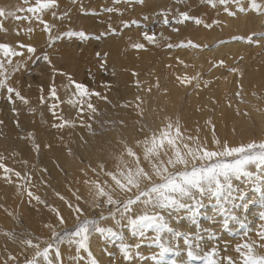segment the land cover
<instances>
[{"label": "bare ground", "instance_id": "1", "mask_svg": "<svg viewBox=\"0 0 264 264\" xmlns=\"http://www.w3.org/2000/svg\"><path fill=\"white\" fill-rule=\"evenodd\" d=\"M188 1L190 7L194 10L197 9L195 6L200 3L199 0ZM31 2H34V0H31ZM158 6L165 9L168 8L169 3L163 2ZM187 7L182 6V4L180 6L178 3L175 6L177 12H182V9ZM214 8L207 7L208 11L211 9V12ZM216 8L220 9L222 6L217 4ZM155 10L156 7L153 6L150 11ZM208 11L206 10V12ZM222 17L224 20H228L224 21V24L215 26L212 24V27L208 28L203 24L196 25L194 22H185L184 33L181 31V33L167 34L169 32L167 31L168 28L160 23L158 16L151 21H148V17L144 16L142 26L131 24L130 27L120 28L117 34L104 35L97 30L98 39L92 41L89 37L81 40L80 47L76 51H73L75 46H72V41H70V44L69 41H66L64 45L60 44L58 49L54 48L55 46L49 47L47 55L51 63L46 61L40 67L37 66L36 69H33L31 65L33 57L31 59H28L29 55L21 57L18 62L26 63H23L20 66L21 68L14 74L12 69L7 68L6 75H9L7 83L18 89L28 99L29 104H23L13 94L15 107L18 110L17 113H14L12 111L13 105L7 98V90L2 88L1 95L5 100L3 101L4 109L0 111V121H2L0 129L3 131L0 132V153L5 156L4 163L22 173H30L33 177L32 183L35 185L32 190L45 199L48 204L58 208L65 218L66 224H68L73 222L75 218L72 212L69 211L66 201H70L72 204L78 203L76 200L78 194L82 197L79 201L81 207L83 209L91 207L85 203V200L89 199L87 188L83 183H77V180L83 181L84 179L79 170L89 164L96 166L98 162H104L108 168H111L115 161L110 158L109 153L118 150L117 137H127L129 142H132L133 138L138 135L139 125L134 123L138 119H142L150 126H156L165 115L173 118L179 116L182 130H186L185 133L193 137L199 136L201 142L207 138L209 146L212 142L213 125L221 141L227 140L230 144L241 141L248 142L252 139L257 141L264 139L262 133V129H264V97L261 96L257 101L261 109L254 112L257 113L253 115L256 119L254 122L235 115L226 105V97H223H230L237 88H243L246 92L255 88L264 93V38L259 39V43L255 45L245 43L235 47L222 45L221 48H217L219 51L210 48V43L214 41L216 43L224 36L235 32H249L253 27H264V23H260L264 21V15L257 16L250 12L249 15L246 14L241 17L238 13L231 18L227 17L226 14ZM203 20L205 22L209 21L206 17ZM113 22L115 21L104 15L99 26H105V29H107V24L119 26V24H113ZM13 24L15 28L17 22L14 21ZM31 24H29L31 27L37 26L35 22H31ZM82 30L86 34H90L91 31ZM145 30L157 34V43L152 44L144 40L142 32ZM161 32L165 37L164 39L159 38ZM37 33L41 34L42 43H45L48 35L41 31H37L28 41H33ZM192 39L200 43L201 47L199 49L175 46ZM133 43H144L145 47L142 49L145 50L133 48ZM168 43L174 46L168 48L166 46ZM44 46L41 48L35 47L36 53L42 51ZM94 46L96 47L94 48ZM97 51L101 52L105 58L104 62L95 59L94 54ZM195 53L196 55H194ZM240 54V61H237L232 68L237 71H231L226 79L223 78L226 71H224V68L217 66L210 70L214 61L219 58L217 56H220L221 60L227 64L230 63L232 58L236 59V56H240ZM193 55L194 57H192ZM83 61L84 65L81 68ZM53 67L59 70L54 72ZM29 70L33 76L37 73L41 79V89L38 91L35 90V86L32 84L33 79L26 81L21 75H24L25 71L29 72ZM197 73L201 77V87L199 89L195 88L194 84L189 86L178 84V77L185 75L191 77ZM69 76L75 82L86 85L89 90L107 96V101L95 95L83 98L85 101L90 100L97 108L99 115L92 117L86 104H77L74 107L69 103V100L80 99L76 95L74 85L69 84ZM137 81L140 82L139 85H137ZM203 81H210V83L204 85ZM157 83L159 88L155 86ZM53 85L57 91L56 98L49 96ZM165 89L167 91H164ZM188 90L190 94L185 99V92ZM137 96L142 99L137 101L135 99ZM43 100H45V103H43ZM52 103L59 104V106L56 105L59 109L55 108V116L53 115V109H51ZM125 103H131L132 106L122 107ZM136 104H140L144 109L143 117L137 115ZM81 107H83V121L91 124L96 135H92L87 128L80 126ZM30 109H35V111H30ZM60 116L74 121L76 126L53 127V124L59 122L57 117ZM98 117L102 118L101 121H119L122 119L125 121L126 126L108 125L107 129L114 127V130L104 131L101 124L97 123ZM29 133L32 136H29ZM188 142L193 143V141ZM34 144H39V153L35 151ZM68 147L72 149L74 155L68 154ZM14 153H18V155L14 156ZM81 158L84 163L80 161ZM21 161H27L28 165L25 166ZM42 169L47 171H42ZM2 174L3 170H0V201L3 206L0 207V219L3 215V223L8 226L24 225L29 229L35 228V226H38L36 211L43 210L44 206L37 205L34 200L29 203L26 195L21 196L18 193L17 185L6 182L2 178ZM13 180H16L14 176ZM42 180L46 183H42ZM18 183H23V181H18ZM56 193L66 199H59ZM251 211L252 209L249 206L247 220L249 221L250 230L254 233L257 223L250 216ZM46 217L41 215L40 219L43 220ZM20 221H22L21 224H19ZM59 226L56 227L59 228ZM125 233L127 232L125 231ZM99 236V234H94L91 238L90 249L94 252V257L99 264H108L105 260L106 255L98 250L100 249L97 241ZM4 241L11 253L19 254L23 251V245L19 241L6 238H4ZM176 241L181 250L180 257L183 261V259H187L184 250L185 242H183V238ZM145 249L147 248L141 247L139 250ZM3 253V249H0V254ZM31 253L32 250H29L27 255H31ZM54 259L56 261L55 257ZM109 260L116 261H114V258H109ZM138 264H155V262L143 261L138 262Z\"/></svg>", "mask_w": 264, "mask_h": 264}, {"label": "snow or ice", "instance_id": "2", "mask_svg": "<svg viewBox=\"0 0 264 264\" xmlns=\"http://www.w3.org/2000/svg\"><path fill=\"white\" fill-rule=\"evenodd\" d=\"M28 7L17 6L14 10H9L7 7L0 6V29H3L2 19L13 18L16 21L25 20L29 24L35 20L39 25H42L43 31L48 34L49 40L54 41L62 37H78L81 40L88 39V35L84 31H73L61 33L54 36V25L44 19V15L50 12L53 18L63 19L67 13L58 15L56 9L59 7V0H23ZM76 0H73L75 3ZM119 2V0H115ZM211 7H216L217 4L223 6V10L230 16H235L228 5L234 4L239 11H246L243 7V0H206ZM250 8L256 12L264 15V5L258 4L256 0H250ZM117 11L118 9L107 8L105 11ZM81 11H86L81 7ZM18 13H27V15H18ZM170 10H162L163 16L162 24L168 26L172 23L183 24L187 21H192L196 25L203 24L205 27H212L211 24L206 23L201 17L192 16L187 11L178 12L169 20ZM217 23V21H213ZM131 24L138 25V21H132ZM128 21L123 22L125 28L130 27ZM33 28L29 27L25 31L33 32ZM172 31L178 32V28H172ZM19 34V32H17ZM142 37L149 43H157V34L145 30L142 32ZM160 39H164L161 32ZM170 39V38H167ZM233 39L243 40L245 37H234ZM249 43H259L253 41L252 36L247 37ZM223 43V41H221ZM21 49H26L29 53L28 59L36 53V48L31 44H23L18 42ZM168 48L174 45L168 43ZM176 47H194L200 48L199 44L193 41L181 42ZM135 49H142L145 47L144 43H133ZM23 56V52H18L16 48L8 43H0V89L6 88L8 93V100L13 105L12 111L17 113L15 107V98L19 99L23 104H29L28 99L23 96L18 89L8 85L7 81L9 75L7 65H12V57ZM99 56L100 54L97 53ZM43 59L51 63L47 54L43 55ZM184 63L183 61H180ZM21 63L13 67V72L19 70ZM220 66L224 65L223 61L219 62ZM53 71H57L53 67ZM235 72L236 69H230ZM67 75V74H65ZM69 84L74 85L76 95L79 100H69L74 107L77 104H86L87 110L92 114V117L99 115L97 108L90 102L85 101L84 97H91L95 95L105 101L107 96H103L99 92L89 90L83 83L75 82L69 76ZM178 84L180 86L193 85L199 89L201 87V77L197 73L195 76L189 77L185 75L178 77ZM137 81V85H139ZM210 81H203L204 85L209 84ZM159 88V84L155 85ZM164 91H167L166 89ZM241 93H237L240 95ZM50 96L57 97L55 86L50 89ZM140 101L142 98L137 96L135 98ZM131 103H125L122 107H131ZM115 107V105H113ZM137 115L143 117L144 109L140 104L135 105ZM51 108L54 110L56 105L53 104ZM35 111V109H30ZM55 116V112L53 111ZM81 127L87 128L92 135L96 132L92 130L91 124L83 121V107L80 108ZM57 123L53 127L63 128L65 126L75 127V122L67 120L62 116L57 117ZM210 123V121H208ZM2 123V121H0ZM101 123L102 130H114L104 128V125H120L125 127L124 120H105ZM139 125L138 135L129 142L127 137H117L118 150L109 153L110 158L115 161L111 168H108L104 162H98L96 166L89 164L87 167L81 168L79 171L84 177L83 181L77 180V183H83L88 191L89 199L85 203L90 205L93 209H99L98 217H89L84 209L79 204L82 199L80 195H76L78 203L72 204L66 201L70 212L74 214L75 226L74 230H68L65 226L66 221L60 210L43 199L39 194L32 189L35 185L32 183L33 177L30 173L15 170L4 163L5 156L0 153V170H3L2 178L9 183L17 185V191L21 196L26 195L28 202L33 200L37 205H43L52 212L61 226V231H57L56 226L47 223L44 227L51 230V238L55 240L53 244L50 240H43L40 237H33L29 234L28 237L19 238L14 232L11 233L12 238L19 240L23 245V251L19 254H8L7 257L0 256V264H21L20 255L24 256L23 264H54L50 250H54L56 257V264H63V258L59 245L67 243L69 246H75L76 258L83 259L81 251L87 253L89 264H98V261L90 251V238L95 234H99L106 241L115 242L119 240L118 250L122 254L123 259L127 264H131L134 257L143 260L145 257L141 255L139 249L147 242L150 245L158 247V253H153L150 257L155 264H176L175 260L166 258V254L174 253V241L180 238L184 239L187 246V256L191 259H203L204 264H237L230 256L219 255L218 246H213L212 249L205 253L203 257L200 256L201 242L205 237H214L215 232L204 228L199 224L201 216L207 218L211 223H215L217 217H220V223L225 230H232V225H239L245 228L243 214L249 209L251 201L247 200L248 186L251 190L259 192L264 197V139L259 141L252 139L248 142H239L230 144L227 140L221 139L215 135L214 125L211 146L208 145L207 138L203 142L200 141L199 136L193 137L185 135L186 130H182L179 116L173 118L165 115L160 119V123L156 126H150L142 119L134 122ZM198 131V129H197ZM32 136L31 133L28 134ZM61 139H63L61 137ZM83 139V137H81ZM188 141H193L189 143ZM67 147V146H66ZM39 144H34V149L39 153ZM68 154L74 155L72 149L68 147ZM18 155V153L13 154ZM25 166L27 161H21ZM59 167V165H57ZM255 169L253 171L252 169ZM42 171H47L42 169ZM91 173V175H90ZM13 176L16 180H13ZM23 183H18V181ZM42 183H46L43 180ZM235 182H239L235 183ZM244 184L245 188L239 185ZM61 200L66 198L56 193ZM205 200L213 204L212 214L208 215L204 212ZM142 205L140 212H136V206ZM0 207H3L0 205ZM109 209L105 213L104 209ZM183 212L185 216L191 220L195 225L196 231L181 232L170 226L168 217L176 220L183 219L180 213ZM167 213V216L164 215ZM119 217V218H118ZM112 219L116 225L124 227L123 221H127V227L131 231V235L136 238L135 244H130L125 241L121 233L115 231L112 227H103L100 221ZM262 223L258 226L256 236L257 239H246L243 243L235 246L236 251L240 254L242 264H264V254H260L257 250L264 249V212L260 214ZM152 230L155 236L147 238L146 233ZM8 234V233H5ZM165 234H168L167 236ZM247 236V230L244 232ZM170 237V238H168ZM227 242H225V250L227 249ZM29 249L32 254L27 255ZM215 257V258H214ZM42 258V260L40 259Z\"/></svg>", "mask_w": 264, "mask_h": 264}, {"label": "rangeland", "instance_id": "3", "mask_svg": "<svg viewBox=\"0 0 264 264\" xmlns=\"http://www.w3.org/2000/svg\"><path fill=\"white\" fill-rule=\"evenodd\" d=\"M199 1H200V3L198 2L199 4H197L195 6V8H197L198 10L197 9L194 10L193 8L190 7V3L188 0H119V2H115V0H76L75 3H73V0H59V7L55 11H57L58 15L61 13H67V16L63 19H57V18H53L50 12H47L44 15V19L49 21L50 23H52L55 26L53 29V33H52L54 36L60 35L61 33L67 32L69 30L83 31L82 29H87V30H91L90 34L88 33L87 35H88V38L90 37V39L92 41L98 39L97 34H96L97 30L99 32H102L104 35H106V34L107 35L117 34V32L120 31V28L121 29L125 28L123 26L124 21H128L130 24L132 21H138L139 24L138 25L135 24V25L136 26H142L143 25L142 18L144 16L148 17V21L154 20L155 17L158 16V19L160 20V23L162 24V20H163V16L161 15L162 10H170L169 20L171 21L172 17L178 13L176 8H175L177 3H178V5L180 4V6H181V4H182V6L183 5L188 6L185 9L183 8L182 11L186 10V11L190 12L189 13L190 15L198 16V17H201L202 19L204 17H206L207 20H209L206 23L211 24V25L213 24V26L224 24V21H228L226 19L224 20L222 17V16H225V14H226L223 10V6L220 9L215 7L214 10H212V12H211V9L208 11L207 7H209V8H212V7L206 2V0H199ZM163 2L169 3L168 8L164 9V8H160L158 6L160 3H163ZM257 3L264 5V0H258ZM207 4H208V6H207ZM249 5H250V0H243V7L246 10L244 12L239 11L237 6L234 4H232V5L229 4L228 7L233 12L238 13V15H240V17L243 15H246V14L249 15L250 12H252V14H255L257 16L260 15V13L256 12L255 10H252ZM0 6L7 7L9 10H14L17 6L24 7V8L28 7V5L24 4L23 0H0ZM153 6L156 7V10L151 12L150 10ZM81 7H83L86 11L82 12ZM107 8L118 9L119 12H117L115 10L111 11V12L105 11V9H107ZM190 9H191V11H190ZM205 9L208 12H206ZM200 11L202 12L201 15H200V13H201ZM18 15H27V13H18ZM104 15H106L112 21L118 22V23L113 22V24H119V26L118 25L113 26L112 24H107L106 25L107 29H105V26L100 27L99 23H101V19L104 17ZM226 16L229 18L234 17V16H230L228 14H226ZM14 21H16V20L13 18L2 19L3 29L0 30V43H8L12 47L16 48V50L18 52H23V56H25V55L28 56L29 53H27L26 49H21L18 46V42L23 43V44H31L32 46L39 47V48H41L43 45H45L42 48L43 49L42 51L37 52L36 55H34V54L32 55L33 62L31 65H32L33 69H36L37 66L40 67L42 63L46 62L43 59V55L47 54L49 47L55 46L54 48L58 49V46L60 44L64 45L66 41H69V44H70V41H72V46H75L73 51H76L80 47L81 39H79L78 37H71V38L62 37V38L54 40V41H50L49 37H48V39L45 41V43H42V38H41L40 33H37L35 39L30 42L28 40H30L36 34L37 31H41V32L45 33L43 31L42 25H39L35 20H33L32 22H35L37 24V26L32 27L34 29L32 33H28L25 30L27 28L31 27L32 24L29 25L28 21L20 20V21H16L17 25L14 28V24H13ZM22 21H24V22H22ZM213 21H217V23H213ZM188 22L190 23L192 21H187V23ZM260 23H264V21H261ZM132 25H134V24H132ZM164 27L168 28L167 31H169V32L167 34L176 32V31H172V28L180 29L178 31V33H181V31H183L186 28V26H184V23L181 25L172 23L168 26L164 25ZM115 28H118L119 30L115 29ZM17 32H19V34H17ZM122 32H123V30H122ZM182 33H184V31ZM249 36H252L253 41H258L261 38L263 39L264 38V27H255V28L253 27L252 30L249 32H244V33L235 32V33H232L230 35L224 36L221 39H219V41H217L216 43H215V41L213 43H210V48L213 49L214 51H219V49L217 50V48H221L222 45L235 47L236 45H240V44H244V43L248 44V45L249 44H254V45L257 44L255 42L249 43L247 40V37H249ZM234 37H245V39H243V40L233 39ZM222 39H224V40H222ZM191 41L200 45V43L195 42L193 39ZM221 41H223L224 44L220 43ZM95 47L96 46H94V48ZM192 48H194V47H192ZM195 49H199V48H195ZM142 50H145V49H142ZM97 53H99L100 55L98 56ZM94 55H95L96 60L104 62L105 58L103 57L101 52L97 51ZM194 55H196V53ZM194 55L192 57H194ZM23 56L18 55V56L12 57L11 58L12 59V65H7V59L8 58H3L5 60L6 67L13 70V67H15L17 65V62ZM217 57H219V58L214 61L210 70L213 69L214 67H217V66L224 68V71L225 70L226 71H225V74L223 75V78L226 79L227 76L229 75V73L231 72L230 69L233 68V66L235 65V63H237V61H240L241 54H240V56L237 55L236 59L232 58L230 63H227V64L224 63L223 66H220V64H219V62L222 61L221 57L220 56H217ZM0 58H2V57H0ZM234 59H235V61H234ZM47 63H49V62H47ZM22 64L23 63H21L20 66ZM83 65H84V61L81 63V68L83 67ZM20 66H19V68H21ZM23 68H25V67H23ZM100 69H102V68H100ZM56 70H59V69H56ZM17 71L13 72V74L16 73ZM41 73H43V72H41ZM21 75L23 76V78H25L26 81H30V79H33L34 82L32 84L35 86V90L38 91L41 89V79H40V77H38L37 73H35V75L33 76L31 74V71L29 70V72L25 71L24 75L23 74H21ZM231 77H232V75H231ZM0 90H1V92H0V111H3V109H4L3 108V101L5 99L1 95L3 89H0ZM238 92L241 94L237 95ZM189 94H190L189 90L185 92V99L188 97ZM49 96H50V94H49ZM261 96L264 97V93L260 92L259 90L255 89V88L248 90V92H246L245 89H243V88H237L235 90V92L230 97H228V96H223V97H226V100H225L226 105L229 106V108L232 110V112L235 115H237L239 117H243L245 120H252V122H254L256 119L253 117V115L257 114L254 112L261 109V106H259L257 103V101L261 98ZM215 100L217 101L216 98H215ZM44 101L45 100H43V103H45ZM52 104H54V103H52ZM55 105L59 106L58 103L57 104L55 103ZM57 106H56V109L58 108ZM51 109H49V111H51ZM61 110H62V108H61ZM52 111H55V109ZM101 120H102V118H99V117L97 118V121L103 122ZM103 127L107 128L108 125H104ZM263 130L264 129H262V133L264 134ZM0 132H3V131H1V129H0ZM214 132H215V135L218 136V134L216 133L215 130H214ZM185 135H189V134L185 133ZM80 161L82 163H84V160L82 158ZM252 170L255 171L254 168ZM235 183L239 184V182H235ZM239 186L241 188H245L244 184H240ZM247 200L251 201V203L249 205L250 208L252 209V211L250 212V216L257 223V228L255 229V232L253 233V231H251L249 228V221L247 220L248 211L243 214L244 224L246 227L241 228L239 225H232L231 231L225 230L222 228V225L220 223V220H221L220 217H217V220L215 223H211L207 218H205L204 216H201L199 221H198L199 224L202 225L204 228L210 229V230L215 232L214 237L209 238L206 236L205 239L201 242V249L202 250L199 253L201 257H203L205 253L209 252L213 246H218L219 255L221 257L230 256L233 258V260H235L237 262V264H242V262L240 260V254L236 251L235 246L237 244L243 243L244 240L249 239V238L252 240L257 239L256 232H257L258 226L262 223V221L260 219V214L262 212H264V197H262L259 192L251 190L250 186H248ZM213 204H214V200L212 203H209L207 200H205L204 212H206L208 215L212 214ZM0 205H2L1 201H0ZM142 207H143L142 205H137L136 206V212L137 213L140 212ZM97 210H99V209H93L92 207H87V209L84 208V211L86 213L90 212L88 214L89 217H98L100 214V210L99 211H97ZM108 210L109 209L105 208L104 209L105 213H107ZM48 211L49 210L46 207H44L43 210L42 209L37 210L36 216L38 217V219H37V221H38L37 225L38 226H35V228H30V229H29V227H26L24 225L8 226L6 223H3V220H2L3 215H1L0 236L3 238L0 237V249H3L4 253L0 254V256L3 255V257H7L8 254L11 253L8 245L5 242L8 240L4 241V238L12 240L13 239L12 235H11L12 232H14L16 234V236L19 238L28 237L29 234H31V236H33V237H40L46 241L51 239V242L53 244H55V240L51 238V230L49 228L46 229V227H44V225L47 223H50V222L53 225L56 224V226L59 224H58L56 216L52 212H48ZM37 213H38V215H37ZM40 214L47 216L46 219L41 220ZM51 215H53L54 217ZM72 215L74 217L73 213H72ZM164 215L167 216V213H164ZM180 215L184 218L180 219V220H176L172 217H168L170 226L173 227L174 229H176L177 231L194 233L196 231L195 225L192 224L191 220L188 219L183 212H181ZM49 219H54L55 221L54 220L51 221ZM21 223H22V221H20L19 224H21ZM75 223H76V221L74 219L73 222L65 224L64 227H66L68 230H74ZM122 223H123L124 227H121L120 225H116L112 219L100 221L101 226L112 227L115 231L122 234V236L124 237L126 242H128L130 244H135L137 242L136 238H134L131 235V231L127 227V221L125 220ZM56 229H57V231L62 230L61 226H59V228L56 227ZM36 230L38 233L35 232ZM246 230H247V236L244 235V232ZM252 230H254V229L252 228ZM125 231L127 233H125ZM39 232H41V233H39ZM5 233H8V234H5ZM94 234L95 233H93L91 238L94 236ZM165 235L167 236L168 234H165ZM153 236H155V232L152 230H149L146 233V241H147V238H150ZM91 238H90V241H91ZM168 238H170V237H168ZM99 239L97 240L98 245L100 246V249H98V250H99V252H102L103 254L106 255L105 260L108 262V264H123V263L127 264V262L123 259L122 254L118 250L119 240H116L115 242L106 241L101 236H99ZM13 241H19V240L13 239ZM183 242H184V239H183ZM225 242H227V245H228L226 250H225ZM174 244H175L174 253L166 254L167 259L175 260L176 264H204L203 259L195 260V259H191L187 256L186 245L184 247L185 248L184 250H185V254H186L187 259H185V260L183 259V261H182V259L180 257V251L181 250L178 247V242L174 241ZM59 247H60L62 258H63V264H89L86 252L81 251L80 255L83 256L84 258L83 259H77L75 247L69 246L67 243L59 245ZM142 247L147 248V249L142 250V251L139 250L141 255L145 258L143 260H141L139 258L134 257L131 264H138V262H143V261H145V262L149 261V262L154 263V261H152L150 259V257L153 253H158V251H159L158 247H156L155 245H150L147 242ZM29 250H31V249H29ZM90 251L92 252V254L94 256V252L91 249H90ZM257 251L260 254H264V249H258ZM50 252L52 255L53 262H54V264H56V261L54 259L55 252H54V250H50ZM11 254H13V253H11ZM13 255H16V254H13ZM18 258L20 259L21 264H23L24 256L20 255ZM109 258H114V261L115 260L116 261L113 262V260L111 261V260H109ZM40 259L42 260V258H40ZM9 262L11 264V261H9ZM98 264H99V262H98Z\"/></svg>", "mask_w": 264, "mask_h": 264}]
</instances>
